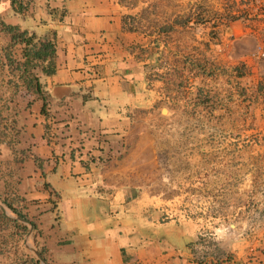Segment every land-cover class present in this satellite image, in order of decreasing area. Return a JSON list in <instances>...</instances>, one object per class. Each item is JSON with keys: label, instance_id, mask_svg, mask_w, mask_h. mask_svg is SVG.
Listing matches in <instances>:
<instances>
[{"label": "crops", "instance_id": "0c3cea01", "mask_svg": "<svg viewBox=\"0 0 264 264\" xmlns=\"http://www.w3.org/2000/svg\"><path fill=\"white\" fill-rule=\"evenodd\" d=\"M258 44L255 0H0V264H264Z\"/></svg>", "mask_w": 264, "mask_h": 264}, {"label": "trees", "instance_id": "16d2710c", "mask_svg": "<svg viewBox=\"0 0 264 264\" xmlns=\"http://www.w3.org/2000/svg\"><path fill=\"white\" fill-rule=\"evenodd\" d=\"M7 29L12 31V36L15 41L24 43V68L30 69L39 65L43 71V76L41 77L29 75L28 82H33L38 91L45 90V76L55 71L56 31L50 29L43 35L37 36L35 32H29L28 30L20 29L17 26H9ZM29 45H31V47H29ZM12 210L18 212L14 208H12ZM22 225L25 227L24 224ZM200 241V236H198L196 242Z\"/></svg>", "mask_w": 264, "mask_h": 264}, {"label": "water", "instance_id": "95a60500", "mask_svg": "<svg viewBox=\"0 0 264 264\" xmlns=\"http://www.w3.org/2000/svg\"><path fill=\"white\" fill-rule=\"evenodd\" d=\"M0 208L4 211L5 213V206L0 203ZM11 217L15 218V219H19V220H22V221H26L28 224H29V227H28V233L31 232L32 230V224H31V221L29 219H27L26 217H24L23 215L21 214H18V213H12L11 214ZM31 249L33 250V252L35 253V255H37V257L42 260L44 262V264H46V259L44 257V255L42 254V252L40 250H38L34 245L31 246Z\"/></svg>", "mask_w": 264, "mask_h": 264}, {"label": "built area", "instance_id": "2783aa9c", "mask_svg": "<svg viewBox=\"0 0 264 264\" xmlns=\"http://www.w3.org/2000/svg\"><path fill=\"white\" fill-rule=\"evenodd\" d=\"M260 7H264V0H255ZM256 53L259 57L264 58V45L258 44L256 48Z\"/></svg>", "mask_w": 264, "mask_h": 264}, {"label": "rangeland", "instance_id": "374dc122", "mask_svg": "<svg viewBox=\"0 0 264 264\" xmlns=\"http://www.w3.org/2000/svg\"><path fill=\"white\" fill-rule=\"evenodd\" d=\"M162 190L164 191V193L167 192V189H162ZM183 192H184V190H183V189H180V192H179L178 195H181ZM179 199H180V198H179ZM164 206H165V208H164L162 211L165 213V212H166V209H167V207H168V205L165 203ZM179 207H180L181 210L184 209V206H183V203H182V202H181V205H179Z\"/></svg>", "mask_w": 264, "mask_h": 264}, {"label": "bare ground", "instance_id": "6f19581e", "mask_svg": "<svg viewBox=\"0 0 264 264\" xmlns=\"http://www.w3.org/2000/svg\"><path fill=\"white\" fill-rule=\"evenodd\" d=\"M11 213V212H10ZM10 215V214H9Z\"/></svg>", "mask_w": 264, "mask_h": 264}]
</instances>
